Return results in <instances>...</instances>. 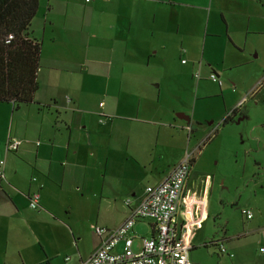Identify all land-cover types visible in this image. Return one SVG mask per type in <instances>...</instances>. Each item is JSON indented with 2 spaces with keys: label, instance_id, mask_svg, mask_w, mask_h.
I'll return each mask as SVG.
<instances>
[{
  "label": "crops",
  "instance_id": "crops-1",
  "mask_svg": "<svg viewBox=\"0 0 264 264\" xmlns=\"http://www.w3.org/2000/svg\"><path fill=\"white\" fill-rule=\"evenodd\" d=\"M38 2L27 30L28 37L40 45L35 103L16 109L0 103L4 176L0 182V264H57L60 257L67 264H80L94 251L97 239L90 234L93 244L88 249L80 246L78 222L87 224L88 231L96 224L117 228L144 188L162 181L183 159L184 148L172 165L163 155L169 129L165 123L182 113H178L180 107L169 106L174 101L162 98L159 84L154 91L144 86L158 81L140 74L150 65V58L157 53L163 60L168 48H173L182 66L192 64L185 60V53L192 45L205 44L207 37L221 39L223 50L244 52L251 36L264 37V0H67L63 13L58 12V0ZM77 11L82 12L81 19ZM73 18L80 19L79 25H70ZM70 50L74 57L68 62ZM43 59L44 65L40 64ZM198 80L206 79L199 75ZM250 86H244V93ZM59 91L71 94L69 102L59 98ZM94 93L103 98L98 109ZM253 94L250 98L261 94L264 103L261 90ZM180 112L188 122L181 121L184 127L175 128L192 138L204 133L196 118ZM256 126L258 133H251L257 136L256 142L264 143V116ZM9 136L20 141L14 153L5 152ZM193 163L194 157L191 169ZM190 181L191 172L185 188L200 194L201 181ZM35 192L38 207L30 209L28 196ZM126 199L130 208L123 204ZM208 208L207 198L201 225L191 233L190 251L206 245L205 223L214 221L212 214L216 215ZM74 209L86 214L74 219L70 217ZM92 211L95 215L90 218L87 214ZM250 219L245 233L229 238L225 230L223 238L212 239L206 247L219 251L225 241L236 244L258 235L255 228L264 227V206L259 205ZM139 225L146 235L133 243L135 252L141 238L153 234L151 222L138 221L133 241L134 227ZM227 252L224 256L231 259L232 253ZM242 261L247 258L238 264Z\"/></svg>",
  "mask_w": 264,
  "mask_h": 264
},
{
  "label": "rangeland",
  "instance_id": "rangeland-1",
  "mask_svg": "<svg viewBox=\"0 0 264 264\" xmlns=\"http://www.w3.org/2000/svg\"><path fill=\"white\" fill-rule=\"evenodd\" d=\"M66 5L67 0H58V12L63 13ZM76 15L82 18V12L79 14L77 11ZM79 18H73L70 25H79ZM220 40L207 37L203 39L205 44L200 45L199 42L198 45H192L189 53H185V60L192 64L186 66L180 64L173 48H168L163 60L151 50L150 55L154 54V57L150 58V65L144 69L145 72L140 73L147 78L154 76L158 80L146 82V88L154 91L159 84L162 98L174 101L169 103V106L176 109L180 107L188 117L196 118L203 129L204 133L198 136L199 140L198 137L192 138L187 131L175 128L177 125H185L175 114V121L165 123L169 129L164 139L166 151L163 155L167 164L172 165L180 156L182 148L184 155L193 154L191 181H201L202 190L200 194L190 188L186 191L199 197L204 196L205 201L208 198L210 214L216 211V215L212 214L214 221L210 219V222L205 223L203 243L206 245L212 239L223 238L225 230V235L229 238L245 233L249 220L246 221L240 212L250 211L254 219L258 206H264V143L256 142L257 136L251 133L253 130L258 133L256 123L264 116V103L261 94L250 98L259 90L264 93V37L251 36L244 52L223 50ZM212 42L217 43L212 45ZM169 45L172 46L171 43ZM253 47H256V50ZM95 55L99 56L97 53ZM67 56V61H71L73 52L70 50ZM90 56L92 55L89 54ZM196 61L200 62L199 66ZM44 62L45 59L40 64L44 65ZM82 62L85 64L84 60ZM76 63L73 65L74 69H77ZM152 67L160 69L154 70ZM211 73L216 75L219 85L207 79ZM196 74L200 75V79L203 77L206 80L197 81L194 79ZM260 82H263L262 87L257 88ZM201 83L204 84L200 85ZM246 85L251 86L244 93ZM58 96L65 99L70 98L71 94L59 91ZM93 96L94 106L98 109L97 105L103 102V98L100 94L94 93ZM242 98H245V102L238 105ZM90 105L92 106V103ZM232 107L238 110L234 118L220 126L222 118L229 114ZM180 109L178 113L184 114ZM85 214L80 209H74L70 217L78 220ZM88 215L92 218L95 213L92 211ZM78 230L80 246L88 249L93 244V238L96 240L92 229L88 231L87 224L81 221L78 222ZM255 230L258 235L253 238L241 239L236 244L235 241L223 243V248L228 251L226 252L232 253L231 259L226 258L224 253H219L215 247L203 248L202 244H199L200 246L189 252V260L193 264H238L240 259L246 257L247 262L242 261L239 264H264V254L259 253V248H264V227ZM134 232L135 245L146 233L141 225L135 226ZM90 234L92 239L89 238ZM56 263L67 264L61 257L56 259Z\"/></svg>",
  "mask_w": 264,
  "mask_h": 264
},
{
  "label": "built area",
  "instance_id": "built-area-1",
  "mask_svg": "<svg viewBox=\"0 0 264 264\" xmlns=\"http://www.w3.org/2000/svg\"><path fill=\"white\" fill-rule=\"evenodd\" d=\"M181 63L184 64L185 60H181ZM198 77L196 74L195 78ZM207 78L220 84L212 73ZM257 87H262V82ZM66 101L69 102V98L66 97ZM244 101L245 98L239 105ZM19 144L18 139L9 136L5 152H16ZM192 160V153L185 154L162 181L146 186L138 203L130 209L128 217L117 228L92 225L97 246L80 264H193L188 259L191 233L201 225L206 201L204 196L199 197L186 191L185 184L190 176ZM2 169L3 160L0 159V182L4 181ZM38 199L37 192L28 196L30 209H37ZM123 204L130 208V199L124 200ZM241 214L246 219L252 217L250 211L242 210ZM138 221L151 222L153 234L150 238H141L140 248L135 252L132 249L133 226ZM219 252L226 254L222 245L219 246ZM259 252L264 253V248H259Z\"/></svg>",
  "mask_w": 264,
  "mask_h": 264
},
{
  "label": "trees",
  "instance_id": "trees-1",
  "mask_svg": "<svg viewBox=\"0 0 264 264\" xmlns=\"http://www.w3.org/2000/svg\"><path fill=\"white\" fill-rule=\"evenodd\" d=\"M38 3L0 0V103L10 104L13 109L35 103L40 45L28 37L27 30ZM236 112L233 109L225 115L220 126L229 123Z\"/></svg>",
  "mask_w": 264,
  "mask_h": 264
},
{
  "label": "water",
  "instance_id": "water-1",
  "mask_svg": "<svg viewBox=\"0 0 264 264\" xmlns=\"http://www.w3.org/2000/svg\"><path fill=\"white\" fill-rule=\"evenodd\" d=\"M178 116V115H177ZM178 118L184 122H188V118L182 114V116H178Z\"/></svg>",
  "mask_w": 264,
  "mask_h": 264
}]
</instances>
